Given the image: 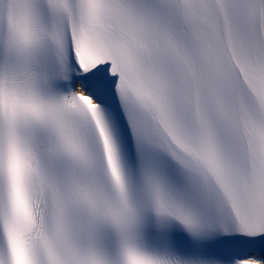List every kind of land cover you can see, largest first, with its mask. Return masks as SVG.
Returning <instances> with one entry per match:
<instances>
[{"label": "snow or ice", "instance_id": "obj_1", "mask_svg": "<svg viewBox=\"0 0 264 264\" xmlns=\"http://www.w3.org/2000/svg\"><path fill=\"white\" fill-rule=\"evenodd\" d=\"M0 264H264V0H0Z\"/></svg>", "mask_w": 264, "mask_h": 264}]
</instances>
